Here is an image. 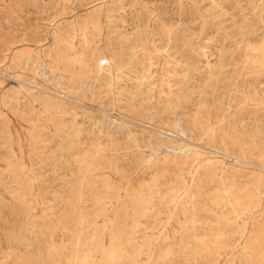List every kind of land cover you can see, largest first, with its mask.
Segmentation results:
<instances>
[{"label":"rangeland","instance_id":"rangeland-1","mask_svg":"<svg viewBox=\"0 0 264 264\" xmlns=\"http://www.w3.org/2000/svg\"><path fill=\"white\" fill-rule=\"evenodd\" d=\"M263 39L264 0H0V264H264Z\"/></svg>","mask_w":264,"mask_h":264},{"label":"bare ground","instance_id":"bare-ground-1","mask_svg":"<svg viewBox=\"0 0 264 264\" xmlns=\"http://www.w3.org/2000/svg\"><path fill=\"white\" fill-rule=\"evenodd\" d=\"M264 40V39H263ZM262 40V41H263ZM261 46V45H260ZM253 47V46H252ZM262 47V46H261ZM264 47V46H263ZM254 49V48H253ZM261 51V50H260ZM262 51H264V49H262ZM251 52H254V51H251ZM240 57V56H239ZM256 57V59H257V56H255ZM243 58H245V57H243ZM251 58V57H250ZM263 58V57H262ZM246 59H249V58H246ZM238 60H240V58L238 59ZM104 62L105 64L106 63H108L109 65H111L110 64V62H111V59L109 58V57H102V58H99L98 60H96V62H95V75H97L98 73H100L102 70H103V68H102V66L100 65V63L101 62ZM254 61V60H253ZM263 61V60H262ZM243 62V61H242ZM248 62V61H247ZM107 64V65H108ZM229 64V63H228ZM240 64V63H239ZM252 64V63H251ZM248 65V64H247ZM238 66V65H237ZM240 66H241V64H240ZM244 66V65H243ZM217 67V66H216ZM236 67V66H235ZM245 67V66H244ZM253 67H254V65H253ZM257 67V66H256ZM233 68V67H232ZM239 68H241V67H239ZM246 68V67H245ZM244 68V69H245ZM250 68V67H249ZM255 68V67H254ZM234 69V68H233ZM247 69V68H246ZM218 70V69H217ZM232 70V69H231ZM254 70V69H253ZM245 71L246 70H244V73H245ZM263 71V70H262ZM208 72H210V70L208 71ZM231 72H233V71H231ZM221 73V72H220ZM234 73V72H233ZM214 74H216V73H214ZM237 73H235L234 75H236ZM249 74H251V73H249ZM257 74V73H256ZM242 75H244V74H242ZM209 76V75H208ZM217 77V76H216ZM240 77H243V76H240ZM262 77H264V75L262 76ZM210 78V77H209ZM215 78V77H214ZM211 79V78H210ZM260 79V78H259ZM262 80V79H261ZM239 81V80H238ZM241 81V80H240ZM251 81V80H250ZM260 81V80H259ZM261 82V81H260ZM260 82H257L258 84L260 83ZM222 84V83H221ZM234 84V83H233ZM264 84V83H263ZM231 86H233V85H231ZM211 87V86H210ZM244 87V86H243ZM232 89V88H231ZM254 89V88H253ZM233 90V89H232ZM252 90V89H251ZM255 91V90H254ZM260 91V90H259ZM261 93V92H260ZM248 95V94H247ZM239 97V96H238ZM247 98V97H246ZM232 102H234V101H232ZM255 103V102H254ZM234 104V103H233ZM232 105V104H231ZM230 105V106H231ZM236 106H239V105H236ZM228 107V106H227ZM235 108V107H234ZM250 108V107H249ZM227 110V109H226ZM227 114V113H226ZM229 115V114H228ZM224 116V115H223ZM224 120H227L226 118L224 119ZM190 121H191V119H190ZM192 123V122H191ZM215 123H216V121H215ZM191 126V125H190ZM217 127V126H216ZM222 127H224V126H222ZM205 129V128H204ZM221 129V128H220ZM224 129H226V128H224ZM256 129H258V128H256ZM200 130V129H199ZM257 131V130H256ZM260 131V130H259ZM120 132V131H119ZM245 133H247V132H245ZM218 134V133H217ZM262 136V135H261ZM213 138V137H212ZM211 138V139H212ZM215 138V137H214ZM217 138V137H216ZM257 139V138H256ZM214 143H216V141L214 142ZM254 143V142H253ZM213 144V143H212ZM215 145V144H214ZM100 147V146H99ZM211 147V146H210ZM252 147V146H251ZM258 148V147H257ZM260 149V148H259ZM216 150V149H215ZM251 150V149H250ZM95 151H97V150H95ZM101 152V151H100ZM221 153V152H220ZM97 154H99V153H97ZM214 154V153H213ZM228 156V155H227ZM251 156V155H250ZM231 158V157H230ZM198 159V158H197ZM237 159V158H236ZM243 160H244V158H243ZM251 159H249V161H250ZM248 161V162H249ZM253 161V160H252ZM255 161V160H254ZM251 163V162H250ZM239 165V164H238ZM245 165V164H244ZM247 165V164H246ZM224 166V165H223ZM222 167V166H221ZM238 168V167H237ZM238 170H239V168H238ZM240 170H243V169H240ZM181 171V170H180ZM261 171V170H260ZM239 172V171H238ZM178 173V172H177ZM262 173H264V172H262ZM191 175V174H190ZM208 174L207 173H205V176H207ZM262 183V182H261ZM260 186H261V184H260ZM202 187V186H201ZM216 187V186H215ZM258 187V186H257ZM251 188V187H250ZM232 192V191H231ZM159 194V193H158ZM256 194V193H255ZM202 195V194H201ZM257 196V195H256ZM197 198V197H196ZM258 199V198H257ZM264 202V201H263ZM175 203V202H174ZM173 203V204H174ZM229 204V203H228ZM229 206H230V204H229ZM261 208V207H260ZM211 209V208H210ZM231 209H232V207H231ZM153 210V209H152ZM193 210V209H192ZM196 212V211H195ZM254 212V211H253ZM259 212V211H258ZM235 213V212H234ZM240 214V213H239ZM193 217V216H192ZM251 219V218H250ZM173 220V219H172ZM167 221V220H166ZM183 221H184V219H183ZM194 222V221H193ZM211 223H212V221H210ZM176 223V222H175ZM249 224V223H248ZM194 225V224H193ZM199 225V224H198ZM205 225V224H204ZM209 225V224H208ZM179 226V225H178ZM246 227H248V225L246 226ZM186 230H187V228H186ZM176 231V230H175ZM178 231H180V230H178ZM189 231H191V230H189ZM214 231V230H213ZM247 231H248V229H247ZM247 231H245V232H247ZM228 232V231H227ZM187 233H188V231H187ZM200 233V232H199ZM225 233V232H224ZM238 233V232H237ZM216 234V233H215ZM220 234V233H219ZM175 235V234H174ZM181 235H182V233H181ZM194 235V234H193ZM188 236V235H187ZM215 236H217V235H215ZM219 236V235H218ZM221 236V235H220ZM225 236V235H224ZM224 236H222V237H224ZM181 237V236H180ZM226 237V236H225ZM240 237V236H239ZM194 238V237H193ZM218 238V237H217ZM179 239V238H178ZM192 239V238H191ZM220 239H222V238H220ZM239 239V238H238ZM213 240V239H212ZM225 240H227V239H225ZM228 241V240H227ZM232 241V240H231ZM175 242H178L177 240H175ZM179 243V242H178ZM181 243V242H180ZM202 243H204V242H202ZM212 243H213V241H212ZM226 243V242H225ZM224 243V244H225ZM175 244H177V243H175ZM189 244V243H188ZM236 244V243H235ZM201 245V244H200ZM239 245V244H238ZM243 245V244H242ZM177 246V245H176ZM179 246V245H178ZM220 249V248H219ZM222 249V248H221ZM174 250H176V249H174ZM178 250V249H177ZM182 251H183V249H181ZM185 250V249H184ZM182 254V253H181ZM247 254V253H246ZM227 259V258H226ZM149 261V260H148ZM148 263V262H147Z\"/></svg>","mask_w":264,"mask_h":264}]
</instances>
